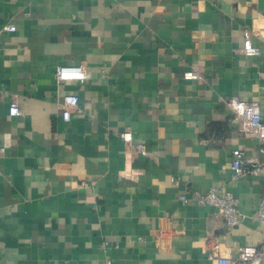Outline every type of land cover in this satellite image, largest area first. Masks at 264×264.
<instances>
[{
	"label": "crops",
	"instance_id": "1",
	"mask_svg": "<svg viewBox=\"0 0 264 264\" xmlns=\"http://www.w3.org/2000/svg\"><path fill=\"white\" fill-rule=\"evenodd\" d=\"M6 24L0 264H214L264 245V170L231 178L235 152L262 156L225 105L256 101L264 124V0H0ZM245 30L258 56L240 54ZM80 64L83 82L57 84ZM213 188L238 200L236 227L197 204Z\"/></svg>",
	"mask_w": 264,
	"mask_h": 264
},
{
	"label": "built area",
	"instance_id": "2",
	"mask_svg": "<svg viewBox=\"0 0 264 264\" xmlns=\"http://www.w3.org/2000/svg\"><path fill=\"white\" fill-rule=\"evenodd\" d=\"M15 32V27L10 24L0 26V38L5 34ZM252 32H243L242 48L240 54L245 57H255L259 55V50L253 46ZM86 78V68L83 65L58 66L55 68V80L57 84L77 81L83 82ZM199 73L186 71L183 74L184 80H198ZM16 97V95H15ZM78 97L75 95H61V107L72 113H79ZM225 105L233 115L237 129L240 133L254 138L258 143V151L262 156V161L247 156L243 151L235 152L231 160V178L237 180L247 175H258L264 170V124L261 119L259 103L256 101H243L237 97H230ZM19 113L16 101L8 109L11 117ZM120 139L129 147L134 155L145 156V148L142 144L132 145V133L129 130L119 134ZM195 199L200 206L214 207L228 228L236 227L245 217L239 210L238 200L230 193L219 194L216 188L206 193L194 192ZM180 200L186 201L184 196ZM253 219L259 224L264 225V198L258 203L257 210ZM214 264H264V245L260 247L243 246L238 248L236 254L227 253L226 255L215 256L212 258Z\"/></svg>",
	"mask_w": 264,
	"mask_h": 264
}]
</instances>
